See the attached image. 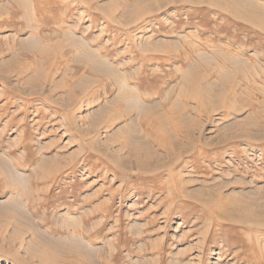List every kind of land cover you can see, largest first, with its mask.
Returning a JSON list of instances; mask_svg holds the SVG:
<instances>
[{
  "label": "rangeland",
  "instance_id": "1",
  "mask_svg": "<svg viewBox=\"0 0 264 264\" xmlns=\"http://www.w3.org/2000/svg\"><path fill=\"white\" fill-rule=\"evenodd\" d=\"M198 1L0 0V264H264V15Z\"/></svg>",
  "mask_w": 264,
  "mask_h": 264
},
{
  "label": "bare ground",
  "instance_id": "2",
  "mask_svg": "<svg viewBox=\"0 0 264 264\" xmlns=\"http://www.w3.org/2000/svg\"><path fill=\"white\" fill-rule=\"evenodd\" d=\"M197 1V0H196ZM199 3H201L200 2V0L198 1ZM224 3V2H223ZM241 3L245 6V8H246V5L247 6H249V7H251L252 9H253V11H254V14H253V12L252 11H249L248 12V14L249 15H255V16H263L264 15V9L263 8H255L256 6H253L250 2H246L245 0H242L241 1ZM223 5V4H222ZM259 14V15H258ZM244 17V16H243ZM237 85H239V84H237ZM235 86V85H234ZM124 87V86H123ZM237 88V87H236ZM122 90V89H121ZM234 90V89H233ZM125 93V92H124ZM132 94V93H131ZM130 96V95H129ZM132 97V96H131ZM123 149V148H122ZM135 149V148H134ZM124 151V150H123ZM140 156V155H139ZM157 157V156H156ZM159 157V156H158ZM129 159V158H128ZM131 160V159H130Z\"/></svg>",
  "mask_w": 264,
  "mask_h": 264
}]
</instances>
